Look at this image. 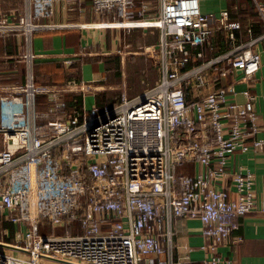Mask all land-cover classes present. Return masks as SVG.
<instances>
[{
  "label": "built area",
  "instance_id": "2783aa9c",
  "mask_svg": "<svg viewBox=\"0 0 264 264\" xmlns=\"http://www.w3.org/2000/svg\"><path fill=\"white\" fill-rule=\"evenodd\" d=\"M158 1L159 12L150 14L149 0H92L111 25L158 28L151 53L160 79L132 100L124 92L114 108L91 112L70 109L59 91L36 82L32 37L61 27L37 22L53 14L54 0H24L16 22L0 6V34L23 32L27 41L24 82L0 95V264H181L174 221L186 218L204 226V264H233L219 248L241 240L232 239L236 220L257 204L254 173L232 172L228 162L236 152L264 151V137L256 96L244 90L243 101L230 98L235 87L221 77L240 70L251 80L261 69L255 46L264 34L186 68L190 48L241 24L226 12L203 14L199 0ZM254 2L264 22V1ZM185 162L199 172L177 176ZM3 222L14 228L12 243ZM75 225L80 233L69 231Z\"/></svg>",
  "mask_w": 264,
  "mask_h": 264
},
{
  "label": "crops",
  "instance_id": "0c3cea01",
  "mask_svg": "<svg viewBox=\"0 0 264 264\" xmlns=\"http://www.w3.org/2000/svg\"><path fill=\"white\" fill-rule=\"evenodd\" d=\"M6 1L3 0L5 4ZM12 1L15 4L10 5V9H3V13L9 17V21L16 22L23 13V7L20 1ZM199 1L203 14L215 17L226 12L230 21L241 24L240 30L231 32L215 29L212 32L207 42L195 50L196 53H204L205 57L208 48L210 52L216 53L215 56L210 53L207 59L229 52L250 38L264 34V22L258 16L253 0ZM149 2V13L157 14L160 2ZM53 5V14L37 22L61 27L45 28L33 34L32 49L37 57L35 74L39 84H47L59 91L70 109L85 108L91 112L95 106L114 108L121 102L123 89H128L130 94L135 83L144 85L147 90L159 81L157 56L151 53L160 39L158 28L128 29L122 24L111 25L108 21L110 17L94 12L92 0H54ZM96 24L99 27H83ZM26 47L23 32L0 34V95L7 88L23 84L25 66L21 56ZM255 50L261 56V69L255 76L247 80L240 70H233L221 84L235 87V93L230 94V98L237 101L244 100V90L256 96V109L263 123V130L258 136L264 137V40L258 42ZM130 75L132 86L128 81ZM47 107L46 97H39V110L46 112ZM228 169L232 172L243 169L254 173L257 208L236 220L239 228L232 234V239L241 240L238 243L229 241L221 244L219 253L229 257L233 264H264V151L236 152L228 162ZM183 172L195 175L199 172V166L192 163ZM203 227L198 219H175L174 257L181 264H204L208 253L203 247L208 240L202 236ZM11 228L7 240L9 243H12L10 240L14 233V228Z\"/></svg>",
  "mask_w": 264,
  "mask_h": 264
},
{
  "label": "rangeland",
  "instance_id": "374dc122",
  "mask_svg": "<svg viewBox=\"0 0 264 264\" xmlns=\"http://www.w3.org/2000/svg\"><path fill=\"white\" fill-rule=\"evenodd\" d=\"M19 1H20V6H22V4H23V1L24 0H16V2L17 3H19ZM7 2V4H5L4 2H3V0H0V6L3 8V9H10V8H12V7H10V5H14L15 4V2L14 1H12L11 2V0H7L6 1ZM10 7V8H9ZM23 7V6H22ZM21 7V8H22ZM132 74V73H131ZM139 75V74H138ZM140 79H141V77H139ZM136 79H138L137 77H136ZM226 80V76L225 75H222V77H221V81H225ZM128 81H130V85L132 86V80H131V75H130V77H129V79H128ZM153 86V85H152ZM152 86H150V87H152ZM150 87L149 88H147V90H146V88H145V86L144 85H140V83H135V84H133V88H135V89H131V92H130V94H129V92H127V90L128 89H123L122 90V93L124 94V92L126 93V95H127V98L129 99V100H132V99H134V98H136V97H138V96H140L141 94H143L144 92H146V91H148L149 89H150ZM122 94V95H123ZM94 108V107H93ZM0 112H1V109H0ZM185 168V167H184ZM2 228H4V229H6V227H9V228H11L10 227V224L9 223H7V222H3L2 223ZM77 227H76V229H75V231H74V233H79L80 231L78 230L79 229V226L78 225H76ZM42 227V226H41ZM12 229V228H11ZM43 229H44V227H42V233L44 232V233H46V234H50V233H56V234H59V235H61V234H64L65 233V231L64 230H60L59 228H52V227H49V226H46V229L43 231ZM48 229V231H46ZM77 230V231H76ZM79 231V232H78ZM10 241H12L13 242V239H11Z\"/></svg>",
  "mask_w": 264,
  "mask_h": 264
},
{
  "label": "trees",
  "instance_id": "16d2710c",
  "mask_svg": "<svg viewBox=\"0 0 264 264\" xmlns=\"http://www.w3.org/2000/svg\"><path fill=\"white\" fill-rule=\"evenodd\" d=\"M254 1V0H253ZM255 3V2H254ZM256 5V4H255ZM257 8V7H256ZM258 16H259V14H258ZM260 18H261V16H260ZM262 19V18H261ZM200 47V46H199ZM199 47L198 48H190V50H189V52H191V60H190V62H189V64H188V66L186 67V68H192V67H195V66H198L200 63L199 62H204V61H207V60H210V59H207V58H209L208 56H209V54L210 53H213V52H210L211 50L208 48V50H207V55H206V57H205V55H204V53H202L201 51H199V53H201L202 55H201V57H198V54L199 53H196L195 52V50H197V49H199ZM202 50H203V48H201ZM215 54L216 53H213L212 55H214L215 56ZM211 55V56H212ZM35 72H36V67H35ZM36 82H37V75H36ZM38 83V82H37ZM187 100H191V98L190 97H187ZM119 103V102H118ZM190 164H192V162H185L184 164H181V165H179V166H177L176 167V169H175V173H176V175L177 176H180V175H183V174H185L183 171H185V168L184 167H187V166H189ZM76 225H75V227H71V229L69 230L71 233H74V231H75V229H76ZM46 229V227H44V229H43V231ZM46 231H48V229L46 230ZM77 231V230H76ZM41 232H42V230H41ZM79 232V231H78ZM44 233V232H43ZM80 233V232H79Z\"/></svg>",
  "mask_w": 264,
  "mask_h": 264
}]
</instances>
